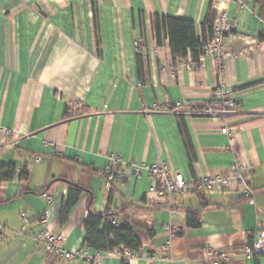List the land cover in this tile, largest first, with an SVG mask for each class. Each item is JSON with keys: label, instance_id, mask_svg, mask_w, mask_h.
I'll return each mask as SVG.
<instances>
[{"label": "crops", "instance_id": "obj_1", "mask_svg": "<svg viewBox=\"0 0 264 264\" xmlns=\"http://www.w3.org/2000/svg\"><path fill=\"white\" fill-rule=\"evenodd\" d=\"M245 4L242 9L240 0H0V127L8 131L0 132V166L18 167L14 179L0 182V264H91L49 255L39 237L48 228L64 236L66 249L82 248L89 211L103 214L108 207L128 218L142 243L141 257L128 264H221L206 251L253 243L264 230V85L247 86L264 80V18L255 0ZM221 10L236 20V29L223 38L221 61L200 56V63L190 65V52L174 60L162 17L192 21L200 37L209 12L215 22ZM138 42L145 48L142 74ZM221 83L233 89L240 113L223 119L189 110L216 103ZM177 102L183 106L176 111H154ZM75 108L79 116L71 115ZM112 155L122 158L125 178L108 187L101 171ZM157 161L187 181L220 174L230 185L159 200L156 183L146 173L134 176L131 166ZM235 163L248 171L253 202L232 178ZM22 169L27 179H20ZM74 185L82 194L62 223ZM189 213L199 214L198 228L188 227ZM22 214L30 220L26 230ZM44 214L46 225L39 222ZM101 253L102 264H126ZM149 256L156 261L148 262ZM230 264H264V256L238 253Z\"/></svg>", "mask_w": 264, "mask_h": 264}, {"label": "built area", "instance_id": "obj_2", "mask_svg": "<svg viewBox=\"0 0 264 264\" xmlns=\"http://www.w3.org/2000/svg\"><path fill=\"white\" fill-rule=\"evenodd\" d=\"M241 8H246L245 0H240ZM236 29V20L229 17L228 13L224 10L219 11L218 16L213 24V33L206 41H203L200 47L201 56H209L216 62H220L222 53V41L223 38L233 32ZM136 48L139 52H144V46L138 42L136 43ZM200 61V60H199ZM198 61V62H199ZM198 62L189 61L190 65H197ZM200 63V62H199ZM215 96L217 97L216 103H207L203 106L189 105V110L198 115L208 116L211 118H227L231 115L238 114L242 111V106L236 102L235 94L232 88L221 83L220 86L215 91ZM183 105L181 103H176L174 106H169L165 108L154 107V111H176L180 109ZM72 116H79L80 111L75 108L71 112ZM0 132L6 134L8 131L0 127ZM38 156L36 160H40ZM124 164L120 156L112 155L110 157L109 164L101 171V173L106 178V184L111 187L113 181L117 178H125V172L119 171L120 166ZM133 168V174L136 177L142 176L144 173L156 183L157 193L159 200L170 201L176 196H182L190 192L206 193L213 192L215 190H223L228 188L230 185V179L226 178L220 174H215L205 178L193 179L187 181L184 176L170 169L165 163L157 161L153 164H145L133 162L131 164ZM232 178L240 186L242 195L253 202L255 190L248 184V171L245 166L240 164L231 165ZM45 198L49 204L53 202V198L47 192L45 193ZM159 205L158 202H152L151 206ZM21 221L23 224V230H26L30 225V220L26 214L21 215ZM40 224L46 225L47 218L44 214L40 217ZM117 225L118 222L115 221ZM171 234H176V229L171 230ZM64 236L58 235L52 232L50 229L45 228L39 237V242L43 243L46 247L47 253L49 255H54L62 260L70 262H80L88 261L91 264H102V253L96 252L95 256H92L90 249L87 246L75 250H68L64 246ZM170 246H167L168 249ZM110 255L117 256L121 258L124 263L128 264L131 260L140 258V251L133 252L126 247H121L118 250L110 252ZM242 253L247 257H259L264 256V230H261L256 239L252 244L237 250L231 251H217V250H207L206 254L210 258L220 259L221 264H230L232 256ZM148 262L153 263L156 261V257L149 256L146 259ZM216 264V262H215Z\"/></svg>", "mask_w": 264, "mask_h": 264}, {"label": "trees", "instance_id": "obj_3", "mask_svg": "<svg viewBox=\"0 0 264 264\" xmlns=\"http://www.w3.org/2000/svg\"><path fill=\"white\" fill-rule=\"evenodd\" d=\"M255 2L259 5L261 16L264 18V0H255ZM162 22L165 24L168 33L173 59L186 58L190 52L192 54L193 60L197 62L201 56L200 47L202 42L211 37L213 33V13L211 11L209 12L208 19L202 27V34L200 37L197 35L196 25L192 21L162 17ZM159 26L160 18L159 16H156L155 28L158 44L161 43L162 38ZM141 63L142 55L141 52H139L138 66L140 68V74H142ZM257 85H264V80L258 83L250 84L247 87L250 88ZM178 124L188 154L192 158L193 151L184 118L180 117ZM17 169L18 167L15 164L0 166V182L14 179L17 176ZM19 177L20 179L28 178V172L26 169L21 170ZM81 194V187L74 185L70 188L68 202L61 210L60 220L62 223H65L68 220L70 212L78 203ZM111 201L112 195H110L109 204ZM161 206L162 205L159 204L155 207L158 208ZM120 218V214L113 212L110 207H108L106 212L103 214L89 211V214L84 221V245L91 250L103 253L112 252L120 249L121 247H126L133 252L140 251L142 248V243L132 231L128 218ZM115 221L118 222L117 225L115 224ZM187 225L190 228H198L200 226L199 214L189 213Z\"/></svg>", "mask_w": 264, "mask_h": 264}]
</instances>
